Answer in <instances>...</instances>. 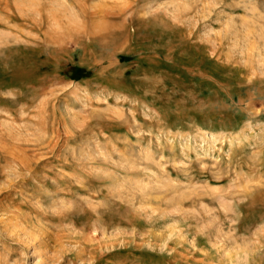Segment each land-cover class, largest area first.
I'll use <instances>...</instances> for the list:
<instances>
[{
  "label": "rangeland",
  "instance_id": "obj_1",
  "mask_svg": "<svg viewBox=\"0 0 264 264\" xmlns=\"http://www.w3.org/2000/svg\"><path fill=\"white\" fill-rule=\"evenodd\" d=\"M0 264H264V0H0Z\"/></svg>",
  "mask_w": 264,
  "mask_h": 264
}]
</instances>
